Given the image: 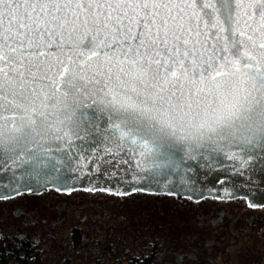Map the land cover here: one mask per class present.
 <instances>
[{
	"label": "snow or ice",
	"instance_id": "snow-or-ice-1",
	"mask_svg": "<svg viewBox=\"0 0 264 264\" xmlns=\"http://www.w3.org/2000/svg\"><path fill=\"white\" fill-rule=\"evenodd\" d=\"M81 132L169 161L264 145V0H0V149Z\"/></svg>",
	"mask_w": 264,
	"mask_h": 264
},
{
	"label": "flooded vegetation",
	"instance_id": "flooded-vegetation-1",
	"mask_svg": "<svg viewBox=\"0 0 264 264\" xmlns=\"http://www.w3.org/2000/svg\"><path fill=\"white\" fill-rule=\"evenodd\" d=\"M0 264H264V206L48 188L0 200Z\"/></svg>",
	"mask_w": 264,
	"mask_h": 264
},
{
	"label": "water",
	"instance_id": "water-1",
	"mask_svg": "<svg viewBox=\"0 0 264 264\" xmlns=\"http://www.w3.org/2000/svg\"><path fill=\"white\" fill-rule=\"evenodd\" d=\"M100 123L103 128V120ZM80 136L50 137L41 141L43 148L30 145L38 160L31 153L0 149V200L52 188L117 195L141 192L195 201L241 198L264 206V145L205 143L177 152L169 161L154 154L143 158L131 144L117 151L99 134Z\"/></svg>",
	"mask_w": 264,
	"mask_h": 264
}]
</instances>
